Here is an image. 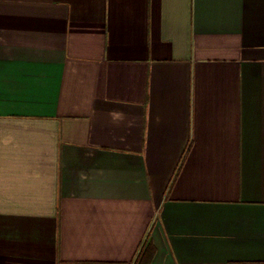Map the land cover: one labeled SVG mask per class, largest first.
I'll list each match as a JSON object with an SVG mask.
<instances>
[{
    "label": "crops",
    "instance_id": "obj_1",
    "mask_svg": "<svg viewBox=\"0 0 264 264\" xmlns=\"http://www.w3.org/2000/svg\"><path fill=\"white\" fill-rule=\"evenodd\" d=\"M0 264H264V0H0Z\"/></svg>",
    "mask_w": 264,
    "mask_h": 264
}]
</instances>
